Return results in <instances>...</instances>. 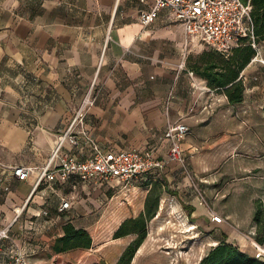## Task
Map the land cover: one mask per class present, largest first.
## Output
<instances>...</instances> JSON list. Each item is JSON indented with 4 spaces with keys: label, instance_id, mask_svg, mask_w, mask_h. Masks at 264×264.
<instances>
[{
    "label": "crops",
    "instance_id": "1",
    "mask_svg": "<svg viewBox=\"0 0 264 264\" xmlns=\"http://www.w3.org/2000/svg\"><path fill=\"white\" fill-rule=\"evenodd\" d=\"M141 8L138 0H0V226L11 222L15 209L26 203L11 230L15 242L32 251V264H80L84 249L54 252V240L65 223H73L79 203L97 191L104 195L121 187L85 185L75 179L43 183L27 201L37 173L18 180L11 172L14 165L44 164L90 88L96 99L84 128L96 143L112 150L151 149L156 158H163L169 147L164 137L167 121L182 122L190 132L202 127L216 109H256L229 104L195 71L190 74L191 69L178 65L179 55L195 41L185 46L180 24L164 10L142 26ZM258 47L239 74L243 102H252L258 89L249 75L253 63L264 60V41ZM222 98L226 105H212ZM68 148L65 143L62 151ZM184 173L176 161L165 165L160 177L172 193L165 191L161 198L171 201L168 208L178 200L187 204L190 222L210 231L220 223L210 220L209 205L192 197ZM139 179L146 182L122 187L130 204H140L138 213L151 181L157 180L152 173ZM62 199L71 206L59 211ZM216 236L209 234L210 245ZM140 253L141 247L136 251Z\"/></svg>",
    "mask_w": 264,
    "mask_h": 264
},
{
    "label": "rangeland",
    "instance_id": "2",
    "mask_svg": "<svg viewBox=\"0 0 264 264\" xmlns=\"http://www.w3.org/2000/svg\"><path fill=\"white\" fill-rule=\"evenodd\" d=\"M196 40L179 55L177 64L183 68L200 64L203 55L213 52L210 46ZM253 67L249 75L258 87L256 96L252 102L239 104L256 105V109L253 112L216 109L202 127L188 131L182 141L185 145L181 143L185 166L182 168L192 197L202 199L203 204L212 207L224 220L205 231L203 226L190 222L189 206L181 200L172 202L168 208L171 201L161 198L165 195L163 191L157 211L146 222L145 238L139 246L141 253L135 252L129 264H199L212 247L208 237L212 233L218 237L212 244L217 245L226 236V242L241 250L246 248L264 261L261 253L264 244L255 241L256 226L252 222L255 202L260 200L264 204V109L259 107L264 105V63L255 61ZM212 103L222 107L226 100L217 99ZM160 172L152 174L162 182ZM140 180L127 186L146 182ZM125 190L121 186L104 195L97 191L89 200L79 203L72 224L86 229L92 238L90 248L81 250L80 264H117L122 252L137 237L135 233L114 237L122 220L138 213L140 206L129 203L123 195Z\"/></svg>",
    "mask_w": 264,
    "mask_h": 264
},
{
    "label": "built area",
    "instance_id": "3",
    "mask_svg": "<svg viewBox=\"0 0 264 264\" xmlns=\"http://www.w3.org/2000/svg\"><path fill=\"white\" fill-rule=\"evenodd\" d=\"M138 2L142 6L138 15L142 26H148L164 10L171 20L180 24L185 46L197 39L211 49L227 54L237 44L238 38L252 37L250 5L242 0ZM252 45L256 47L255 44ZM258 61L264 63L262 59ZM95 99L93 89L90 88L79 102L66 129L59 135L44 164L11 167L12 174L18 180H25L32 173H37L27 201L43 183L62 184L75 179L78 183L91 186L125 187L145 174L162 171L168 162L176 161L185 167L181 143L189 128L182 122L167 121L164 137L168 140L169 147L163 158L154 157L151 149L112 150L100 147L84 128L87 111ZM65 143L69 144V148L63 152ZM200 201L203 203L202 199ZM25 204L15 209L11 222L0 226V264H32L29 261L32 251L25 244L18 245L11 230L13 223L21 216ZM70 206L69 200L62 199L59 211L67 210ZM208 215L212 222L221 223L224 220L210 207ZM253 244L260 248L258 244ZM51 264L59 263L54 261Z\"/></svg>",
    "mask_w": 264,
    "mask_h": 264
},
{
    "label": "trees",
    "instance_id": "4",
    "mask_svg": "<svg viewBox=\"0 0 264 264\" xmlns=\"http://www.w3.org/2000/svg\"><path fill=\"white\" fill-rule=\"evenodd\" d=\"M250 5V19L252 37L244 36L237 40L229 53H220L213 50L201 57V63L190 66V72L195 71L206 80L207 86L217 92H222L229 104H239L244 100V84L240 72L255 56L257 49L252 43L258 45L264 41V0H242ZM162 179V178H161ZM163 191L172 193L166 188V182L155 180L148 189L143 210L135 217H130L121 222L114 237H122L130 233L137 237L128 244L122 252L117 264H129L134 253L145 238L146 222L153 217L158 209L160 195ZM252 222L256 226L255 241L264 244V204L260 200L255 202ZM62 235L58 236L51 249L54 252H65L75 248L88 249L92 238L84 228L75 227L72 223L62 226ZM92 264H104L102 262ZM199 264H264V261L251 256L236 245L226 242L223 236L217 245H214L200 260Z\"/></svg>",
    "mask_w": 264,
    "mask_h": 264
}]
</instances>
